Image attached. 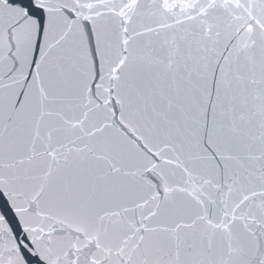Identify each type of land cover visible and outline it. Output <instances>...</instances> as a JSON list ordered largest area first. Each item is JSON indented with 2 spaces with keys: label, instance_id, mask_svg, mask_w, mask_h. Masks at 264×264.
I'll return each mask as SVG.
<instances>
[{
  "label": "snow or ice",
  "instance_id": "obj_1",
  "mask_svg": "<svg viewBox=\"0 0 264 264\" xmlns=\"http://www.w3.org/2000/svg\"><path fill=\"white\" fill-rule=\"evenodd\" d=\"M0 264H264V0H0Z\"/></svg>",
  "mask_w": 264,
  "mask_h": 264
},
{
  "label": "water",
  "instance_id": "obj_2",
  "mask_svg": "<svg viewBox=\"0 0 264 264\" xmlns=\"http://www.w3.org/2000/svg\"><path fill=\"white\" fill-rule=\"evenodd\" d=\"M0 215H5L6 220L9 222V227L13 229L14 234L19 238L22 235L21 229L18 225L14 213H12L7 208L0 209Z\"/></svg>",
  "mask_w": 264,
  "mask_h": 264
}]
</instances>
